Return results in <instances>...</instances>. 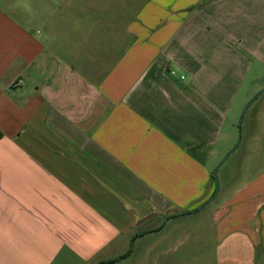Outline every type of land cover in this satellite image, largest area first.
Instances as JSON below:
<instances>
[{
	"label": "crops",
	"instance_id": "0c3cea01",
	"mask_svg": "<svg viewBox=\"0 0 264 264\" xmlns=\"http://www.w3.org/2000/svg\"><path fill=\"white\" fill-rule=\"evenodd\" d=\"M256 66L264 0H0V264L133 258L204 205ZM215 212L217 264H264V175Z\"/></svg>",
	"mask_w": 264,
	"mask_h": 264
},
{
	"label": "rangeland",
	"instance_id": "374dc122",
	"mask_svg": "<svg viewBox=\"0 0 264 264\" xmlns=\"http://www.w3.org/2000/svg\"><path fill=\"white\" fill-rule=\"evenodd\" d=\"M262 89L264 73L256 66L240 90L225 123L221 147L212 160L215 170L232 151L217 170L219 191L216 198L197 209L167 216L159 231L138 240L137 248L131 250L133 258L112 264H217L215 207L264 175V92L249 105L239 125L244 106ZM130 248L131 245L126 252H130Z\"/></svg>",
	"mask_w": 264,
	"mask_h": 264
},
{
	"label": "water",
	"instance_id": "95a60500",
	"mask_svg": "<svg viewBox=\"0 0 264 264\" xmlns=\"http://www.w3.org/2000/svg\"><path fill=\"white\" fill-rule=\"evenodd\" d=\"M264 92V89H262L255 97H253V99H251L243 108V111H242V114L240 116V120H239V125L241 124L242 122V119H243V116L247 110V108L249 107V105L254 102L262 93ZM239 145V142L237 143L235 149L238 147ZM232 151H230L226 157L221 161V163H219L216 167V169L214 170L213 174H214V177H215V180H216V189H215V192L214 194L210 197V199L207 201V202H210L212 199L215 198V196L217 195L218 191H219V182H218V179H217V170L218 168L221 166V164L224 162V160L229 156V154L231 153Z\"/></svg>",
	"mask_w": 264,
	"mask_h": 264
},
{
	"label": "built area",
	"instance_id": "2783aa9c",
	"mask_svg": "<svg viewBox=\"0 0 264 264\" xmlns=\"http://www.w3.org/2000/svg\"><path fill=\"white\" fill-rule=\"evenodd\" d=\"M170 73H171L172 75H175V74H176V72H175L174 70H171ZM181 78H183V76H182Z\"/></svg>",
	"mask_w": 264,
	"mask_h": 264
},
{
	"label": "trees",
	"instance_id": "16d2710c",
	"mask_svg": "<svg viewBox=\"0 0 264 264\" xmlns=\"http://www.w3.org/2000/svg\"><path fill=\"white\" fill-rule=\"evenodd\" d=\"M215 189H216V187H215ZM214 192H215V190H214ZM214 192H213V194H214Z\"/></svg>",
	"mask_w": 264,
	"mask_h": 264
}]
</instances>
